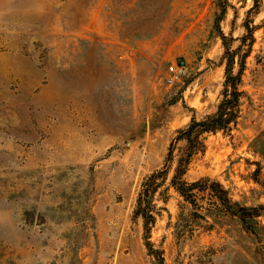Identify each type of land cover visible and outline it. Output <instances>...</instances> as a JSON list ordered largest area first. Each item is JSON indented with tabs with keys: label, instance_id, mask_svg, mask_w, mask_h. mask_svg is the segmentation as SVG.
Masks as SVG:
<instances>
[{
	"label": "rangeland",
	"instance_id": "1",
	"mask_svg": "<svg viewBox=\"0 0 264 264\" xmlns=\"http://www.w3.org/2000/svg\"><path fill=\"white\" fill-rule=\"evenodd\" d=\"M221 31L246 59L242 115L205 135L189 182L210 177L264 206V0H228ZM218 0H0V264H159L136 214L176 131L216 110L225 52ZM184 59L185 76L167 82ZM184 147V144H180ZM169 177L150 240L164 264H264V216L207 195L187 203ZM255 177L257 180H255Z\"/></svg>",
	"mask_w": 264,
	"mask_h": 264
},
{
	"label": "trees",
	"instance_id": "2",
	"mask_svg": "<svg viewBox=\"0 0 264 264\" xmlns=\"http://www.w3.org/2000/svg\"><path fill=\"white\" fill-rule=\"evenodd\" d=\"M254 1L258 7L262 0ZM218 6L220 13L216 20V28L225 47L222 57V63L225 64V79L219 103L212 114H208L200 119L196 116V111L193 110L195 114L190 123L176 131L168 148L163 168L152 173L143 182L137 201L136 214L144 222L146 248L157 259L159 264H164L162 252L155 249L150 240L151 231L156 222L154 196L172 171L171 186L187 203L197 206L199 197L207 195L213 202L214 208L212 210L237 217L247 226H251L248 225L250 219L264 216L263 205L259 207L242 206L231 198L229 192L220 182L210 177H204L192 183L187 180V174L195 157L204 153L206 149L204 136L219 132L231 133L238 125L242 115V104L245 94L241 87L246 70V59L250 56L255 43L254 29L250 28L249 25H245L247 35L241 38V42L244 45L249 41V49L241 57L238 63L239 70L235 73L236 58L238 51L242 48V44L236 50H232V46L229 43L231 39L220 28V23L224 19L229 7L228 0H218ZM182 143L184 147H180ZM255 180H257L256 177Z\"/></svg>",
	"mask_w": 264,
	"mask_h": 264
},
{
	"label": "built area",
	"instance_id": "3",
	"mask_svg": "<svg viewBox=\"0 0 264 264\" xmlns=\"http://www.w3.org/2000/svg\"><path fill=\"white\" fill-rule=\"evenodd\" d=\"M187 70V63L184 59L172 62L168 67L167 82L170 86H173L180 82L185 76Z\"/></svg>",
	"mask_w": 264,
	"mask_h": 264
}]
</instances>
